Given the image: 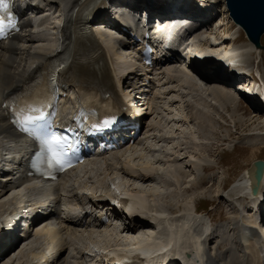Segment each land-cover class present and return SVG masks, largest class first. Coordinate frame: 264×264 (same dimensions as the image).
<instances>
[{
    "label": "bare ground",
    "instance_id": "obj_1",
    "mask_svg": "<svg viewBox=\"0 0 264 264\" xmlns=\"http://www.w3.org/2000/svg\"><path fill=\"white\" fill-rule=\"evenodd\" d=\"M59 1L62 2V4L65 3L63 5L64 10L68 12L70 17H74V16L78 17V15L87 6V3L90 0H59ZM144 1L145 2L140 4H136V3L133 4L132 7L133 10L152 11L153 7L159 2L158 0H153V2L150 0H144ZM191 2H192L191 0L187 1V3L190 4ZM213 3L214 0H202L201 6L205 8V7H209L208 4H213ZM38 10L39 12L37 15H40L41 13L44 12L43 7L38 8ZM191 19L193 23L192 25L195 26V28L192 30L194 37L200 42L199 44L201 45L206 44V46L210 49L211 52H205L207 53V55H209V58L205 59L201 57L202 55L200 56L199 52H201L202 50L200 51L199 49H190L191 53L187 54V57L189 62L192 63L191 64L192 66L178 65V63H180L179 57L177 55H173L170 56V58L168 59L166 58L161 62H159L157 66L160 68H158L157 66H153V67L142 66L143 68L142 70H139L140 66H139V62H136V58L130 56V54H134L135 51L128 52L127 50V52H125L126 49H130L132 43L127 42V40L117 39V37H115V30H114L115 28H111V29L106 28L105 27L106 25L104 23L100 25L101 27H97V26L94 27L93 33H88V32L85 33V31H82L76 24L73 26V28H71L72 25L65 27L64 29H62L63 51L57 52V47L52 43V41L50 40L51 38L46 39L43 36L40 37L41 33L46 34L47 32H49L48 28H43L41 30L40 27L42 26V24L45 23L51 24V26L56 28V21L53 20L51 17L46 16L43 18L44 21L43 20L40 21V23L38 24L35 30L30 31V28H32L33 21L31 19H26L24 22V30H25L24 36L18 35L14 37L11 41L0 44V139L2 141V143L0 142V149L6 148V144L4 143V141L7 137L14 136L13 130L10 127L8 121L6 120L4 115V110L2 109L3 102L10 95L11 92L30 84L31 81L34 80V78L36 77V75L38 74V72L40 71L41 67L44 64H46L47 62L53 59L58 58L65 51L71 52L73 54V61L69 69L72 70L73 74H75V77L78 81L90 82L94 76L98 77L105 84L111 86V88L115 92L123 93V96H125L126 100L128 101H130L131 93H133L137 89H142L140 88L139 84H137L128 87L129 89L127 93L123 92L124 86H126V84H128V82H130L132 78L133 80L137 79L139 74L149 78L150 74L151 73L153 74V71H157L158 69L163 68L162 66H167L166 69H164L162 75L164 74L167 75V73H169L168 76L170 77V81L175 80L173 83L176 84L182 83L183 85V79H184L185 84L183 87H188L192 91H195V89H197V96H195L196 101L202 103L203 105V104H208V100L212 99L211 101L214 103H212V105H207L206 106L207 108L212 107L218 114L221 115L222 119L225 118V113H227L228 118L231 119V122L232 124H234V127L236 129L242 130V127H245L243 128L245 129L244 136H247L248 138H253V140L257 139L258 136L252 133L248 128V126H245L246 125L245 123L249 122V124H251L254 120L263 119L264 115L255 114L254 112L249 110H242L240 104L241 102L245 101L248 104H251L252 107L257 105L260 108V110L264 111V103L260 104V102H258L256 99L252 100L251 102L250 100L243 98L240 94L236 92L237 90L234 85L235 83H240L243 81L239 78L240 75H242L241 70L237 75L235 68H233L232 66H239V62L242 67L245 66L243 64L242 58H240L239 56L240 53L235 48H233L232 45H234V43H239L238 41L242 39L239 36L235 38H230L228 40L219 39L218 37L215 39L216 41H213L210 37H207V35H210L213 30V28L211 29V27L213 26L212 23L213 21H211L212 18L209 19L206 16L195 15V16H191ZM35 25H37V23ZM236 26L242 29L240 25L236 24ZM28 32L29 34H27ZM32 39H35L37 42L41 41L43 43H47L48 45L43 47L42 49H35L34 52H30L29 47L31 45V42L33 43ZM247 39H248V44L251 46L252 43L255 46L256 51H262L263 45L261 44V39L259 46L254 44L251 41V39H249L248 37ZM114 41L118 43L119 47L116 48L113 45ZM88 45L94 47V50L92 51L90 49H86ZM226 46H228L229 50L225 49V51H221L219 49L220 47H226ZM212 48H214V50H212ZM85 49L87 54L82 55ZM28 56L29 57L31 56L34 59V64L32 63V65H28L26 63V59ZM200 61L202 62V64H200ZM224 66L227 68V70L225 71H224L225 69ZM138 70L142 72L139 73ZM230 72L233 74H231ZM171 73L173 74L170 75ZM173 86L176 87V85ZM250 89L251 91L249 92H251L252 94V85ZM161 98L162 96L160 95V99ZM182 102L185 104L186 106L185 108L189 107L190 103L187 102L185 103L184 100ZM222 103L225 105L224 109L227 110L222 111V107H221ZM147 104H149L150 106V103ZM184 104H182V107ZM193 106L195 107V104L192 105V107ZM199 114L201 115V116L199 115L201 119L200 123H205V122L207 123V120L212 121L213 113L212 114L206 112L200 113L199 111ZM235 117L237 118V121L235 120ZM244 118L245 121H242ZM179 121L184 124L193 122L192 118L186 119V117L181 118ZM145 123L146 121L144 120V124ZM196 133L197 132H194L193 134ZM166 138H169L171 142L173 140V137H169V136L165 137V135H163L160 136L161 142L167 141L168 139ZM234 138H235L234 136L232 137V135L229 134L228 142L230 141V139L232 140ZM146 140L147 138L145 139V141ZM198 140L199 142L201 141V143L198 145L199 147L205 148V147L213 146L212 144L210 145L208 143L209 141L208 139L204 138V140H208L206 141V143H203L202 140L199 138ZM21 141L24 142V140ZM226 141L227 139L223 140V143H225ZM144 142H142L141 140L140 145L145 146V149L147 151H150V153L161 152L160 149L155 148L154 150L153 145H149V147H146L147 145ZM187 150L185 151L181 149V152L182 151H183L182 153L186 152L188 156L193 155L190 154L189 151ZM205 151L206 148L204 152ZM206 152L211 153L212 149L210 150L207 149ZM127 155L129 154H127L125 151V155L123 157L119 158L117 156L118 158L116 160L118 161H116V164H111L115 160L114 159L112 160L111 163L106 164L104 168L97 167V164L91 162V164L86 166L84 169H82V171L85 172L89 170L91 167L94 168L95 171L90 174L89 179H94L96 183L101 182L102 185L107 186L108 189L110 188V183H112L111 186L115 184L114 183L115 179H111L112 182L110 181L109 183L108 181L105 182L103 180H105L104 175L109 174L112 167L115 168L116 170H120V172L126 178H138L140 182L146 184L151 185L156 183L157 181H160L162 184L169 183L168 179L166 178L167 175H164L165 174L164 172H160L158 170L154 171V169H152L151 167L152 165L148 163L142 164V166L139 167L140 169L139 170L137 169V172L139 173L138 176L135 175L134 173L135 168L133 166V163L130 161L131 157L130 156L128 157ZM123 161L124 164L122 165ZM254 163H252L250 167L246 169L244 174L245 185L244 188L243 187L242 188L245 191H243V193L241 192L242 194L239 195L243 197H240L239 201L237 197V200L234 203L236 205L234 206L233 204L231 206L234 209L237 208L240 210V208L242 207V203L244 204L246 202L247 203L246 205L251 211V213H255V215L259 216V219L257 223H255V225L248 226L244 224L243 218L239 216L238 219L237 218L234 219L236 221L229 223L228 226H223L222 233L219 234L216 230L215 231L210 230L209 227L205 224V222L202 221V219L201 221L199 219L200 222L197 223L195 222L194 219L198 216H201L195 214L196 212L195 209L197 210L199 204L198 203L193 205L194 207L192 213L194 216H192L191 214L185 215L183 217L184 219L183 223L180 224V226H178L179 224L176 225L175 223L176 221L172 222L166 220L165 216L162 215L163 213L159 212L160 211L158 209L159 207H157V210H159L157 212L155 211L156 209H152V206L149 205L148 200H146V196L145 197L142 195L139 196L137 191H135L133 187H131V189L129 190L115 189V191L110 190V192L112 193L106 192V195L110 199V201L115 202L118 201V199L127 198L128 202H130L131 205L125 208L124 210L125 213H122L123 215L118 213L117 211H114L113 212L114 217L111 214L112 218H110V221L112 222L114 221V224L110 223L109 225H106V227L103 230L106 231L114 230L115 231L114 234L118 235V233H120L119 230L120 227L118 226V222H124L128 225L125 228V232H127V234L138 235L140 233L141 236L144 234L147 235L149 232L152 234L153 233L156 234L152 238L147 236L142 238L143 237L142 236L140 239H138L137 242H134L133 240L132 242H128L129 240L128 241L125 240L128 243L124 244V246H119L121 247V250L119 249V247L117 249L114 248L111 249L109 248L111 247L110 244H103L100 245L102 248L101 251H107L110 249L114 254H117L119 252H126V253L140 252L141 256H146L147 258L145 264H264V213H263L264 212V179L261 184L262 188L259 197L252 198L253 196L252 197L250 196L249 193L250 189L248 185L253 184L255 182L256 167ZM197 166L198 165H193L194 170L191 167L193 173H196L197 171L198 172L196 174H198L200 171L203 173H210L213 170L211 165H209L208 163L207 165H204L202 167H197ZM179 168L178 167L174 168L173 172H175V174L178 177L184 178V173L180 170L181 168L180 169ZM185 178H188V176H185ZM73 181L74 180L71 181L68 180L60 185L61 189L66 194L71 192V190L66 189V187L68 184H70V182ZM76 181L77 180H75L74 182ZM89 183L92 184L93 181H89ZM13 184L14 182L11 180V177H8V181L0 185V199L2 197L10 195L12 192L14 193V195L11 197L9 202H6L5 204H0V212L6 211L8 209V208L5 209V206L8 203H10L9 204V208H10L11 202H13V200L17 197V193L15 192V190H17L19 187ZM178 184L179 186L175 185L176 187L178 186L176 189L172 187L173 185L171 186V184H168L169 188H173L174 190L172 192H169L166 195V197L164 195L165 193L160 192L159 190H154L152 192V195L156 196V198L162 200L169 198L172 200L168 202L170 205L169 207L172 210L170 212L174 213L172 214L174 216L176 215L180 216V214L183 213L184 211L182 205H181L182 209H180L178 206L171 207L172 205L171 202H173L174 198H177L181 195V199H182L184 197H187V195H189L194 190H198L199 188L204 189L208 185L211 186L214 185L212 184V178H207L204 176L200 177V181L197 184H193L191 181L188 180L186 181L182 180V182H179ZM226 189H227L226 184L222 185L221 190L224 191ZM89 191H97V189L90 188ZM159 196H163V197H159ZM77 203H78L77 205L79 206L80 201H78ZM103 208H105V206ZM75 210H76L75 206H71L68 209L69 219H73V217L69 215H71L72 213L75 215L76 213ZM150 210L152 211V213L151 212L150 213L155 215L149 216ZM193 217L195 218L193 219ZM69 223H70L69 225L73 227H77L78 223L79 224L83 223V219L78 221L71 220V222ZM165 228L166 230H164ZM191 228L193 231H191ZM220 229H222V226ZM45 233L51 239L58 234L56 229L48 225V227L38 229L35 232L33 230V234L30 233L27 236V238L23 241H21V238L19 236V238L15 239L16 242L14 243L12 248L14 249V247L18 243L19 245L17 246L15 251L12 252L11 250L9 256L4 260H2L0 264H10L12 263L10 261H13V259H14L13 264H15L16 262H20L21 264H24L23 259L28 257L29 254L31 255L32 251H34V248L32 247L33 245L28 244V242L33 241L34 244L37 238L39 239L40 237H42L41 235ZM195 236H198L200 238L199 239L200 241L195 240L196 238ZM103 237H109V236L101 233V237L100 236L97 237V235L94 236L92 233L89 239L91 243H95L99 238L103 239ZM208 240L210 241L209 244H208ZM215 241L218 243L217 245H215L216 247L212 250L210 244H212ZM227 243L228 246L226 245ZM189 245H191V247H188ZM60 246L61 249H63L66 246V244L63 243ZM225 247L228 248L226 249ZM185 248L191 249V250L189 249V252L192 254L191 258L187 257L186 254L187 251L182 253V256L179 255V253L183 252ZM78 249L80 251L82 250L81 247L77 248L76 250ZM50 255H52L51 250H50ZM10 257L11 260L8 261L7 259H10ZM43 257H44L43 259H45V256ZM62 259L63 256L61 253L59 258L56 260L54 264H83V261H81L80 263L78 262L76 263L72 259H67L65 261H62ZM93 260L91 261L88 260V261L94 263L95 261ZM77 261H80V259ZM27 262L28 260L26 261V264ZM35 263L36 262H34V264ZM43 264H50V263L45 259Z\"/></svg>",
    "mask_w": 264,
    "mask_h": 264
},
{
    "label": "rangeland",
    "instance_id": "obj_2",
    "mask_svg": "<svg viewBox=\"0 0 264 264\" xmlns=\"http://www.w3.org/2000/svg\"><path fill=\"white\" fill-rule=\"evenodd\" d=\"M219 1H220V5L217 7L218 14H216V16H214V19L211 20L213 21L212 22L213 26L211 27V29L213 28V30L211 34L209 33L210 35H207V37H210L213 41H216L215 39L218 37L219 39L228 40L230 38H235L239 36L242 40L238 41L239 43H234L232 47L235 48L240 53L239 56L240 58H242L243 64L245 66V67H242V69L244 70V72L247 73V75H252L254 78H259V79L264 80V34L261 38V44L263 45V49L262 51H256L255 46L252 43H251V46L248 44V39H247L245 32L239 27H237L236 24L230 18L228 10L226 8L225 0H219ZM53 17L55 19L57 18V21L61 22L62 17H60L59 12H57L56 14H53ZM47 25L48 26H46L45 28H48L49 32H47L46 34L41 33L40 37L43 36L46 39L51 38L50 40L52 41V43L56 45L57 43L56 29H54V27L51 26V24H47ZM32 41L33 43L31 42V45L29 47L30 52H34L35 49H42L43 47L48 45L47 43H43L41 41L37 42L35 39H32ZM113 45L116 48L119 47L118 43L115 41L113 42ZM202 47L203 48L201 49L198 48L200 51L202 50L201 52H199L200 56L202 55L201 57L205 59L209 58V55H207V53L205 52H211V51L206 46V44H204ZM222 48L223 47H220L219 49H222ZM212 50H214V48H212ZM26 63L28 65H32V63H34V59L31 56L30 57L28 56L26 59ZM135 81L137 80H131L129 83L132 84ZM165 82H168V81L165 79ZM184 84H185V81L183 79V85L182 83H178V84L175 83L173 85H176V87L173 86L172 84H168L164 86L163 88H161L163 90L162 91L163 95H166L165 91L168 93L167 99L163 100L164 97L161 95L162 98L160 99L159 103H157L158 107L156 106V109L152 111L150 113L151 115L148 117V123H151V127H150L151 129L148 133L149 135L147 134L148 138L145 141L147 145L146 147H149V145H153L154 150L155 148L160 149L161 152L150 153V151H147L145 149V146L142 145L140 146V148L136 147V149L129 150L126 153L129 154L127 155L128 157L129 156L131 157L130 161L133 163V166L135 168L134 173L137 176L139 174L137 172V169L139 170L140 169L139 167H141L142 164L148 163L152 165L151 167L152 169H154V171L158 170L160 172H164L165 173L164 175H167L166 178L168 179V182H169L168 184H171V186L173 185L172 187L174 189H176L179 186L178 183L182 182V180L184 181L188 180V181H191L193 184H197L199 183L201 176L212 178V184L214 185L213 186L208 185L207 186L208 188L206 187L204 189L199 188L198 190H194L189 195H187V197H184L182 199H181V195L177 198H174L173 202H171L172 204L171 207L178 206L180 209H182V206H183L184 208L185 214L183 211V213H181L180 216L171 215L170 211L172 210L169 207L170 206L169 202L172 201L171 199L166 198L165 200L164 199L162 200L152 195V192L154 190H159L160 192L165 193L164 195L166 197V195L169 192H172L174 190L173 188H169L168 184H162L160 181H157L156 183L151 184V185L146 184V183L140 182L138 178H126L120 172V170H116L114 168L112 171H110V174L104 175L105 176L104 178L105 180H108V183L111 181V179H115L114 180L115 184L113 186L110 185L109 189L107 188V186L102 185V190H103L102 192L104 193L110 192V190L115 191V189L116 190L117 189L129 190L131 189V187H133V189L137 191L139 196L141 195L144 197L146 196V200H148L149 205L152 206V209H156L155 210L156 212L160 210L159 212L163 213L162 215L165 216L166 220H169L172 222L176 221L175 223L176 225L179 224L178 226H180V224L183 223L184 221L183 217L185 215L191 214L192 216H194L192 213V210L194 207L193 205L198 204V203H199L198 211H200L201 216H198L196 218L193 217V219L195 218L194 219L195 222L196 223L200 222L202 219V221L205 222V224L209 227L210 230H214V231L216 230L219 234L222 233L223 226H228L229 223L236 221L234 219L236 218L238 219L239 216L243 218L244 224L248 226H253L255 225V223H257L259 216L255 215V213H251V211L246 205L247 204L246 202L244 204L242 203V207L240 208V210L237 208L234 209L231 205L235 203V201L237 200V197H238V201L240 197H243L239 195L242 194L243 191H245L243 188L245 185V180H244L245 175L244 174H245L246 169L250 167L252 163L258 160H264V128H263L264 118L259 119V120H254L252 123L250 122L251 124H249V122L245 123L246 124L245 126H248L250 131L258 136V138L254 140L253 138H248L247 136H244L245 129L243 128L245 127H242V130L236 129L234 127V124H232L231 119L228 118L227 113H225V118L222 119L221 115L218 114L212 107L210 108L206 107L207 105H212V103H214L211 101L212 99L208 100V104L202 105V103L196 101L195 96H197V89H195V91H192L188 87H183ZM183 100L185 101V103L186 102L190 103L188 108H185L186 106L182 102ZM182 104H184L183 107H182ZM194 104L196 108L194 106L192 107V105ZM199 104L202 106H200ZM70 105L71 104L69 103L68 106ZM224 106L225 105L222 103L221 104L222 111L227 110V109H224ZM240 107L242 110H249V111L254 112L255 114L264 115V111L260 110V108L257 105H255L254 107L256 108H254L252 107L251 104H248L247 102L244 101V102H241ZM199 111L200 113H205V112L211 113V114L213 113L212 121L207 120V123L206 122L200 123L201 119L199 117L200 115ZM185 117L186 119L192 118L193 122L187 123V124L181 123L179 120ZM173 118H174V121H173ZM235 120L237 121L236 117H235ZM242 121H245V118ZM194 132H197V133L193 134ZM229 134L232 135V137L234 136L235 138L232 140L230 139V141L228 142ZM163 135H165V137H168V136L173 137L172 142L171 140H169V138H166L168 139L167 141L161 142L160 136H163ZM198 138L201 139L203 143H206V141L209 140L208 143L210 145L212 144L213 146H209L205 148H206V151L207 149L208 150L212 149L211 153H208L209 151L208 152L205 151L206 152L205 153L204 152L205 148L198 146L201 143V141L199 142ZM204 138L208 140H204ZM225 139H227V141L223 143V140ZM0 142L2 143L1 139H0ZM4 143L6 144V147L14 145V142L9 138H6ZM180 148L185 151L188 149L187 151H189V153L193 155L189 154L190 156H188L186 152L182 153L183 151L181 152ZM124 155H125V151L119 153V155L117 156L120 158V157H123ZM107 158L108 157L106 156L100 161L103 162ZM207 163L211 165V167L213 168L212 172L203 173L200 171L198 174H196L198 172L197 171L196 173H193V170H194L193 165H198L197 167H202L204 165H207ZM122 164H124V161L122 162ZM99 166L104 168L102 164H99ZM177 167L181 168L179 169L184 173V178L178 177L175 174V172H173L174 168H177ZM191 167L193 170L191 169ZM185 176H188V178H185ZM75 184L76 182L74 181L70 182V184L67 185L66 189L68 190L70 189L72 190V192H77V188L74 187ZM225 184L227 186V189L222 191L221 190L222 185H225ZM13 185H18L19 188L15 190V192L17 193V196L24 195L26 201L41 199L45 195V189H42L43 186L23 183L20 181L18 184L14 182ZM175 185H178V186L176 187ZM30 187H33L35 189L33 190ZM99 189L101 190V188ZM13 195L14 193L12 192L10 195L2 197L0 199V204H5L6 202H9V200L11 199ZM159 197H163V196H159ZM9 204L10 203L7 204L8 206L7 205L5 206V209L9 208ZM235 205L236 204H234V206ZM157 207H159L158 208L159 210H157ZM150 212L152 213V211L151 210L149 211V216L155 215V214H151ZM7 215L8 214L2 215V212H0L1 218H5L7 217ZM52 223H55L54 219L52 220ZM119 224L122 225L123 228L122 226L120 227ZM118 226L120 227L119 229L120 233H118V235L114 234L115 233L114 230H108V231L106 230L102 231V229L98 230L97 231L98 233L93 234L94 236L97 235V237L98 236L101 237V233H102L109 237H103V239L99 238L95 243H91L90 239L87 241V243H84L87 239L79 241V238L81 236L79 233H76V234L71 233V232L67 233L63 231V229H60L61 231L60 235L63 236L64 240L70 239L69 241H73L72 243L73 246L71 247L70 245L71 249L66 250V252L63 255L62 261H65L67 259H72L76 263L77 262L80 263L81 261H83V264H85L86 261L90 262L92 259H95L93 261H95L94 263H96L101 258L100 255L98 254L99 252L95 253L96 250L97 251L101 250L100 245L117 244L120 246H124L123 244L132 242V240L134 242H137L138 239H140L142 236H143L142 238H144L145 236L152 238L156 234V233L152 234L150 232L147 235L144 234L142 236L140 235V233L138 235L127 234V232H125V228L126 226H128L126 223L118 222ZM221 226H222V229H220ZM164 230H166V228ZM99 231H102V232H99ZM191 231H193L192 228H191ZM90 233H95V231H91ZM41 236H42L41 239L37 238L34 244H33V241H30L28 243L30 245H33L32 247L34 248V251H32V253L30 252L31 255L30 254L29 256L27 255L28 257L23 259L24 264H26L27 260L29 262V263L27 262V264H34V262H36L35 264H42L41 256H42L43 251H48V249L49 251L50 250L52 251L53 247H55V242H53L50 238H46V237L44 238L45 236L44 234ZM195 237H194L195 240L200 241L199 240L200 238L198 236H195ZM125 240L127 241L129 240V241L127 242ZM209 243L210 241L208 240V244ZM217 243L218 242L215 241L212 244H210V247L212 250L216 247L215 245H217ZM226 245L228 246V243ZM80 247L82 249L81 251L79 249H78L79 251L76 250L77 248H80ZM188 247H191V245H189ZM56 248H54L55 251H57ZM225 248L227 249L228 247H225ZM189 249L185 248L183 252L179 253V255L182 256V253H184L185 251ZM226 249H223V250H226ZM91 254L92 256H90ZM79 259L80 261H77ZM7 260L10 261L11 257L10 259H7ZM13 261H10L12 262L10 264H13ZM6 263H9V262H6ZM19 263L20 262H16L15 264H19Z\"/></svg>",
    "mask_w": 264,
    "mask_h": 264
},
{
    "label": "water",
    "instance_id": "obj_3",
    "mask_svg": "<svg viewBox=\"0 0 264 264\" xmlns=\"http://www.w3.org/2000/svg\"><path fill=\"white\" fill-rule=\"evenodd\" d=\"M231 19L240 25L249 39L259 46L264 34V0H225ZM256 167L255 182L250 184L253 197H258L264 179V161L254 163Z\"/></svg>",
    "mask_w": 264,
    "mask_h": 264
},
{
    "label": "snow or ice",
    "instance_id": "obj_4",
    "mask_svg": "<svg viewBox=\"0 0 264 264\" xmlns=\"http://www.w3.org/2000/svg\"><path fill=\"white\" fill-rule=\"evenodd\" d=\"M9 7L8 0H0V9H7ZM10 19V17H9ZM7 27V25L4 23V17L0 16V35L4 34V28ZM17 123H22L25 125L32 124L35 120L39 119L37 116H33L28 114V110L25 108L18 109L17 113ZM61 137L52 135L50 138H48L45 141L47 151L49 155L52 158V162L59 165L61 169H64L70 165L65 164L62 161L63 151L61 146Z\"/></svg>",
    "mask_w": 264,
    "mask_h": 264
}]
</instances>
